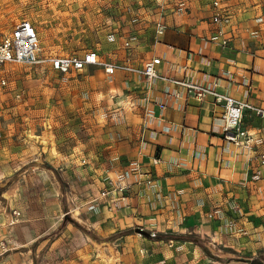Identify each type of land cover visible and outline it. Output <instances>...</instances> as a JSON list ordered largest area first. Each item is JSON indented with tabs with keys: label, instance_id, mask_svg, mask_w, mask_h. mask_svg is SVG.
Masks as SVG:
<instances>
[{
	"label": "crops",
	"instance_id": "0c3cea01",
	"mask_svg": "<svg viewBox=\"0 0 264 264\" xmlns=\"http://www.w3.org/2000/svg\"><path fill=\"white\" fill-rule=\"evenodd\" d=\"M179 1L131 0L130 10L99 31L94 49L99 59L142 67L160 58V75L264 108V0H220L232 15L223 29L229 38L226 50L213 41L218 29L212 23L214 0H187L178 13ZM159 15L166 31L157 38L153 22ZM83 73L81 83L90 102L100 107L102 126L99 149L80 171L91 183L84 188L83 210H93L96 198L112 203L100 197L107 175H122L129 182L132 169L140 165L155 179L153 186H134L119 210L97 213L94 219L103 234L134 225L148 231L179 228L231 252L264 257V183L244 185L251 171L246 153L223 138V106L211 96L200 100L181 86L134 73L108 75L100 65H89ZM109 111H115L119 123L109 121ZM244 126L264 133V119L250 114ZM60 155L48 151L45 159L63 168L75 163ZM64 174L71 177V170ZM230 216L239 217L233 231L224 227Z\"/></svg>",
	"mask_w": 264,
	"mask_h": 264
},
{
	"label": "rangeland",
	"instance_id": "374dc122",
	"mask_svg": "<svg viewBox=\"0 0 264 264\" xmlns=\"http://www.w3.org/2000/svg\"><path fill=\"white\" fill-rule=\"evenodd\" d=\"M130 8L131 0H0V41L16 24L28 20L39 34L43 57H82L97 47L101 28L113 26ZM83 70L60 73L48 63H10L3 68L0 253L2 243L9 251L0 256V264L264 263L259 254L231 252L206 236L179 228L148 231L134 225L103 234L94 217L103 208L113 213L120 206L96 198V207L88 209L93 216L83 210L88 194L84 188L91 183L80 171L102 138L100 107L85 93ZM107 117L119 123L115 111ZM48 151L55 158L73 157L75 163L57 167L45 159ZM67 170L71 177L64 174Z\"/></svg>",
	"mask_w": 264,
	"mask_h": 264
},
{
	"label": "built area",
	"instance_id": "2783aa9c",
	"mask_svg": "<svg viewBox=\"0 0 264 264\" xmlns=\"http://www.w3.org/2000/svg\"><path fill=\"white\" fill-rule=\"evenodd\" d=\"M187 0H180L176 12H181L186 5ZM215 15L212 23L218 26L217 36L213 41L222 46L226 50L229 46V38L226 37L224 28L231 24V13L221 8V1L214 0ZM156 37L164 35L166 25L164 16L159 15L153 22ZM127 46L130 42L126 43ZM10 63H23L38 65L42 63L50 64L51 68L60 73H67L73 70H83L89 65L103 66L108 75H113L117 71L134 73L145 76L148 80H161L181 86L188 90L189 94L195 95L200 100L206 96H211L215 104L222 105L224 108L222 120L224 122L223 138L225 141L232 143L237 149L243 150L247 156L249 174L246 173L244 185L252 182L255 184L264 183V133L261 135L254 134L244 126V118L247 114L254 117L264 119V108L255 106L247 100L240 101L226 94L215 92L208 86H203L195 82H187L171 77H166L158 73V66L161 59H152L147 61L142 67L134 66L129 60L121 63H105L99 59V55L95 51H88L84 56H48L41 55V46L39 34L33 24L28 20H23L15 25L11 34L0 41V83L6 84L3 74V68ZM160 160L155 159L154 163ZM253 163V167H251ZM133 180L125 182L124 179L114 180L112 178L105 179V188L101 192V198H112V203L118 205L128 199L129 194L134 186H153L155 179L151 173L144 172L140 165H136L132 169ZM239 217L230 216L225 224L226 229L233 231L236 228ZM243 235H248L247 230H242ZM9 249L2 243V252L0 256L8 252Z\"/></svg>",
	"mask_w": 264,
	"mask_h": 264
},
{
	"label": "water",
	"instance_id": "95a60500",
	"mask_svg": "<svg viewBox=\"0 0 264 264\" xmlns=\"http://www.w3.org/2000/svg\"><path fill=\"white\" fill-rule=\"evenodd\" d=\"M137 231H138L139 233L145 235V236H149V235H150L148 232H146V231H144V230H142V229H138ZM255 264H260V263H255ZM261 264H262V263H261Z\"/></svg>",
	"mask_w": 264,
	"mask_h": 264
},
{
	"label": "bare ground",
	"instance_id": "6f19581e",
	"mask_svg": "<svg viewBox=\"0 0 264 264\" xmlns=\"http://www.w3.org/2000/svg\"><path fill=\"white\" fill-rule=\"evenodd\" d=\"M242 261H249V260H245V259H241ZM254 263H259V262H254ZM261 264V263H260ZM262 264H264V263H262Z\"/></svg>",
	"mask_w": 264,
	"mask_h": 264
}]
</instances>
